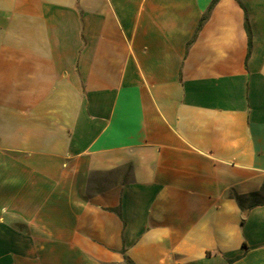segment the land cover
I'll return each mask as SVG.
<instances>
[{
  "label": "crops",
  "instance_id": "1",
  "mask_svg": "<svg viewBox=\"0 0 264 264\" xmlns=\"http://www.w3.org/2000/svg\"><path fill=\"white\" fill-rule=\"evenodd\" d=\"M212 2L0 0V264H264V0Z\"/></svg>",
  "mask_w": 264,
  "mask_h": 264
},
{
  "label": "trees",
  "instance_id": "2",
  "mask_svg": "<svg viewBox=\"0 0 264 264\" xmlns=\"http://www.w3.org/2000/svg\"><path fill=\"white\" fill-rule=\"evenodd\" d=\"M217 2V0H213L211 6H210V9L213 7V5ZM207 18V16H203L202 18V21L200 23V25H202L203 21ZM245 28H246V31H247V34L249 36V46H251V39H252V33H251V28H250V24H249V20H248V17H246V21H245ZM117 211V210H115ZM118 212V211H117ZM125 260L127 261L128 264H134L133 261H131L128 257H125ZM232 261V260H230Z\"/></svg>",
  "mask_w": 264,
  "mask_h": 264
},
{
  "label": "rangeland",
  "instance_id": "3",
  "mask_svg": "<svg viewBox=\"0 0 264 264\" xmlns=\"http://www.w3.org/2000/svg\"><path fill=\"white\" fill-rule=\"evenodd\" d=\"M126 264H128V263H126Z\"/></svg>",
  "mask_w": 264,
  "mask_h": 264
}]
</instances>
